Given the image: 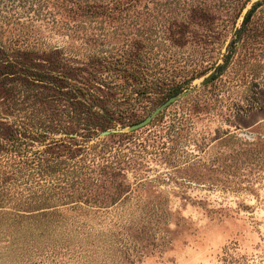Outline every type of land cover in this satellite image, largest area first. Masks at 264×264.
I'll return each mask as SVG.
<instances>
[{"label": "rangeland", "instance_id": "1", "mask_svg": "<svg viewBox=\"0 0 264 264\" xmlns=\"http://www.w3.org/2000/svg\"><path fill=\"white\" fill-rule=\"evenodd\" d=\"M226 59L201 112L127 133ZM0 117L61 154L111 127L144 162L106 256L20 264H264V0H0Z\"/></svg>", "mask_w": 264, "mask_h": 264}, {"label": "trees", "instance_id": "2", "mask_svg": "<svg viewBox=\"0 0 264 264\" xmlns=\"http://www.w3.org/2000/svg\"><path fill=\"white\" fill-rule=\"evenodd\" d=\"M227 66L228 60L208 85L184 99L194 101L182 116L189 119L207 106L200 94L213 88ZM236 74L231 81L245 80ZM179 93L176 89L167 99ZM129 136L111 134L88 148L75 145L76 149L61 154L44 146L39 135L8 128L0 117V264L40 258L92 263L106 256L102 238L108 236L103 235V227L113 223L108 218L121 221L112 211L127 202L132 192L124 171L144 166L142 157L128 147ZM88 218L100 228L92 227Z\"/></svg>", "mask_w": 264, "mask_h": 264}, {"label": "water", "instance_id": "3", "mask_svg": "<svg viewBox=\"0 0 264 264\" xmlns=\"http://www.w3.org/2000/svg\"><path fill=\"white\" fill-rule=\"evenodd\" d=\"M251 15H248L245 18V24L250 20ZM217 70L209 73L207 76H205L204 78L201 79V81L199 82L200 87H203L205 85H207L208 83H210L212 81V79L214 78V76L216 75ZM195 89H188L182 93L177 94L176 96H173L171 98H169L165 103H163L161 106H159L158 108H156L149 116H147L144 120H142L141 122L132 125L130 127H128L126 129L127 133L130 132H135L138 131L144 127H147L163 110H165L166 108H168L170 105L176 103L177 101H179L180 99H183L185 97H187L189 94H191ZM122 131H118V130H112V131H105L102 132L99 135V138H104L106 136H109L111 134H116V133H121Z\"/></svg>", "mask_w": 264, "mask_h": 264}]
</instances>
